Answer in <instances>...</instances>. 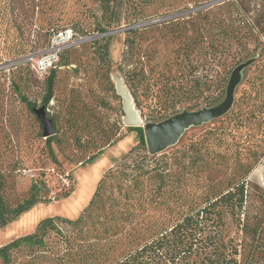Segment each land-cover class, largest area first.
<instances>
[{
	"label": "trees",
	"instance_id": "16d2710c",
	"mask_svg": "<svg viewBox=\"0 0 264 264\" xmlns=\"http://www.w3.org/2000/svg\"><path fill=\"white\" fill-rule=\"evenodd\" d=\"M99 1L109 18L107 27L97 24L95 32L100 35L116 30L111 25L122 4L127 7L129 25L147 15L140 0ZM185 1L206 9L169 22L173 38H180L183 45L171 47L163 58L157 36L147 32V27L125 30L118 69L137 109L146 105L154 110L145 123L199 110L201 101L204 108L221 103L233 70L254 52L260 55L264 51V0H222L225 12L219 17H211V8L204 7L213 5L207 3L210 0ZM64 2L0 0V62L43 48L52 34L68 24L74 26L78 21L62 10ZM199 15L210 17L209 23L199 21ZM110 38L92 40L82 49L98 55L102 64L97 68L118 97L110 75ZM70 54L62 50L57 65L44 75L45 108L55 94L57 68L71 64ZM17 68L22 75L32 76L29 65ZM261 86L264 88L258 86L255 97L261 96ZM15 90L20 92L17 85ZM20 99L35 114L36 106L27 96L20 94ZM258 112L261 115L262 107ZM238 115L232 112V116ZM48 117L56 128L54 135L58 134L56 119ZM78 118L70 111L66 122L74 126ZM37 121L42 129L38 117ZM128 130H137L141 141L103 174L79 216L40 220L33 232L0 246V264H264V189L248 179L256 163L242 164L239 176L222 187L223 176L209 175L223 174L220 160L224 156L211 145V140L215 146L221 145L218 128L155 154L148 150L143 127ZM54 135L45 139L48 144ZM262 156L264 152L248 154L256 162ZM4 186L0 171V228L41 201L39 183H33L28 196L15 206L5 201ZM258 200L259 212L252 213Z\"/></svg>",
	"mask_w": 264,
	"mask_h": 264
},
{
	"label": "rangeland",
	"instance_id": "374dc122",
	"mask_svg": "<svg viewBox=\"0 0 264 264\" xmlns=\"http://www.w3.org/2000/svg\"><path fill=\"white\" fill-rule=\"evenodd\" d=\"M211 2L213 5L204 6L211 8L210 16L224 15L222 0H210L207 3ZM139 3L140 7H146L147 10L144 19L129 25L127 7L122 4L118 8L116 22L111 25L114 29H122L104 35L95 32L97 24L101 23L107 27L109 23L101 1L65 0L62 4V10L78 22H74V26L66 25L65 29H71L75 33L73 43L63 49L71 51V64L58 66L55 94L46 108L47 115L54 117L59 126V133L54 135L50 144L40 135L42 129L36 115L31 113L29 107L20 99L22 94L36 107L43 106L45 90L41 82L45 76L33 71L32 76L28 74L26 77L17 68L19 65H29V69H32L33 59L48 49L50 40L45 47L32 50L20 59H4L0 62V171L5 180L4 199L9 205L15 206L28 196L33 183L42 186L41 201L7 226L0 228V246L33 232L38 222L44 218H77L88 205L103 174L141 141L139 132L128 130V126L123 123L121 97L115 96L114 92L109 90L107 81L98 70L97 67L102 64L98 55L85 52L83 45L104 36H111L110 75L115 86L114 77L120 76L124 80L118 65L125 50V30L147 27V32L157 36L156 45L160 57L163 58L171 47L183 45V42L179 41L180 38H173L169 22L199 9L204 12L206 8H199L185 0H140ZM198 17L199 21H210L208 16ZM242 63L245 64L238 71L233 103L228 112L218 118L187 126L173 146L187 143L209 129L218 128L222 132L221 145L215 146L217 144L212 140L211 145L224 156V159L220 160L224 163L221 168L223 174L209 172V175L223 176L222 187H225L230 180L239 176L242 164L256 163L248 179L264 189V156L259 157L258 162L248 157L252 152H264L262 86L261 96L255 97L258 86H264V51L260 55L259 52H254L251 58L243 60ZM260 70H263V73H260ZM16 85L20 92L15 90ZM250 94L252 98L249 97ZM261 107L263 112L258 115ZM202 108L204 103L201 101L199 109ZM137 110L144 123L151 120L154 111L152 107L144 105L143 110ZM70 111L79 115L74 126L66 122ZM233 111L239 112L240 115L232 116ZM114 140L116 141L112 143ZM93 155L95 156L90 160ZM257 194L256 192L258 197ZM260 204L261 201L258 200L252 213L259 212L257 207Z\"/></svg>",
	"mask_w": 264,
	"mask_h": 264
},
{
	"label": "water",
	"instance_id": "95a60500",
	"mask_svg": "<svg viewBox=\"0 0 264 264\" xmlns=\"http://www.w3.org/2000/svg\"><path fill=\"white\" fill-rule=\"evenodd\" d=\"M121 29L122 28L114 31ZM244 64L245 63H241L233 70L227 85L226 96L221 103L194 111L185 110L158 123H144L125 81L122 77L116 76L113 80L115 82L116 92L121 97L122 101L124 112L122 118L123 123L128 127H143L146 144L151 154L163 152L168 147L177 143L182 134V130L187 126L191 124L197 125L218 118L228 112L233 103V92L237 80V74ZM33 110L42 125L43 136L45 138L53 136L56 133V128L53 120L48 117L46 108L44 106L34 107Z\"/></svg>",
	"mask_w": 264,
	"mask_h": 264
},
{
	"label": "built area",
	"instance_id": "2783aa9c",
	"mask_svg": "<svg viewBox=\"0 0 264 264\" xmlns=\"http://www.w3.org/2000/svg\"><path fill=\"white\" fill-rule=\"evenodd\" d=\"M75 40V33L71 29H65L54 33L48 45V49L40 52L39 56L33 59L32 69L35 73L45 75L54 68L60 59L62 50L71 45Z\"/></svg>",
	"mask_w": 264,
	"mask_h": 264
}]
</instances>
